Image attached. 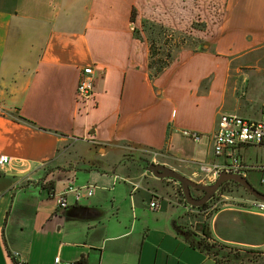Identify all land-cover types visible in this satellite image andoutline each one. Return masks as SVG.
I'll return each mask as SVG.
<instances>
[{
	"label": "crops",
	"instance_id": "0c3cea01",
	"mask_svg": "<svg viewBox=\"0 0 264 264\" xmlns=\"http://www.w3.org/2000/svg\"><path fill=\"white\" fill-rule=\"evenodd\" d=\"M146 25L171 36L157 75ZM263 106L264 0H0V264H203L179 230L177 182L125 162L126 149L209 185L201 165L226 160L213 151L219 117L258 120ZM240 152L247 166L264 156Z\"/></svg>",
	"mask_w": 264,
	"mask_h": 264
},
{
	"label": "rangeland",
	"instance_id": "374dc122",
	"mask_svg": "<svg viewBox=\"0 0 264 264\" xmlns=\"http://www.w3.org/2000/svg\"><path fill=\"white\" fill-rule=\"evenodd\" d=\"M144 28L146 31L150 33L152 32L149 35V38H152L150 43H156L155 49H158V56H156V59H159L161 56L159 51L172 54L173 49H170V52L167 51V40L169 39L166 30L157 27L152 28L150 25H146ZM188 47H190V45ZM175 51L177 52V49ZM189 145L192 146L191 144ZM126 150L127 153L124 155V157H126L125 162L130 163L132 166H135L136 163L138 164L139 160H143L141 162L142 170L147 169L150 164H157L151 161V155L148 151L142 152L140 153V156H137L135 155L134 150ZM263 152V150L251 148L249 149V153H247V155L250 154V161H255L257 158L256 156L260 158L263 155ZM162 157H160L161 161L163 159ZM246 160L249 162L248 159ZM258 172L259 171L249 172L247 179L255 188L264 192V188L259 184ZM242 192L243 188L230 186L226 192L215 194L213 199H210L204 205V208H187L182 187L179 183H177L175 194H177V202L181 209L176 208V210L179 211L181 218L186 220L185 224L182 223V229L189 227L187 231H189L190 235L194 234L193 236L196 237H189V250H193V247H191L190 243L195 244L197 238L201 237V227L203 225L210 224L212 228L213 239L216 245L218 247L220 246L224 253H230L231 255L228 262L231 264H264V219L242 212H221L218 214L220 210L228 208L227 206H224L225 200H223V196L236 195L237 193L241 194ZM168 193L172 194V191H169ZM192 193L196 198H201L203 196V193L200 191L193 190ZM217 214L218 217L216 218L213 228L212 220ZM210 243H213V241H210ZM196 252L202 256V259H204L203 264H222L217 263L213 257H209L205 253H200L198 249Z\"/></svg>",
	"mask_w": 264,
	"mask_h": 264
},
{
	"label": "built area",
	"instance_id": "2783aa9c",
	"mask_svg": "<svg viewBox=\"0 0 264 264\" xmlns=\"http://www.w3.org/2000/svg\"><path fill=\"white\" fill-rule=\"evenodd\" d=\"M171 38V36L168 35ZM94 82L95 73L92 67H86L82 70L77 87V101L81 108L88 109L94 103ZM184 138L193 143H200L201 134L192 130L180 131ZM261 149L264 151V106L261 111L260 119L250 120L238 115L223 114L217 121L216 131L213 137V151L217 158L224 157L226 160L222 163L202 164L201 168L204 173V181L213 184L223 172L244 175L247 171H259L260 186L264 188V156L262 160L253 166H247L243 163L241 150L244 149ZM151 161L156 162L163 155L157 151H150ZM11 159L6 156H0V167L9 164ZM135 188H138L136 186ZM70 190H72L70 188ZM76 193V200L80 201L81 194ZM94 195V188H89L88 196ZM214 197V196H213ZM213 197L211 199H213ZM55 199L60 209L67 208V202L62 194L55 195ZM224 206L227 209L235 210L245 214H251L264 219V201L260 200L245 189L241 194L223 196ZM187 203V202H186ZM151 210L159 209V202L152 200L149 204ZM193 208L187 204V208ZM14 259H19V253H13ZM20 264H25L23 261ZM54 264H71L63 262L60 257H56Z\"/></svg>",
	"mask_w": 264,
	"mask_h": 264
},
{
	"label": "water",
	"instance_id": "95a60500",
	"mask_svg": "<svg viewBox=\"0 0 264 264\" xmlns=\"http://www.w3.org/2000/svg\"><path fill=\"white\" fill-rule=\"evenodd\" d=\"M148 171L157 179H171L179 183L182 187L185 201L192 207L198 208L204 206L226 182L239 184L252 196L264 201V193L260 192L246 178L238 174L223 172L213 184L202 185L161 164H150ZM193 190L202 192L203 196L201 198L194 197L192 195Z\"/></svg>",
	"mask_w": 264,
	"mask_h": 264
},
{
	"label": "trees",
	"instance_id": "16d2710c",
	"mask_svg": "<svg viewBox=\"0 0 264 264\" xmlns=\"http://www.w3.org/2000/svg\"><path fill=\"white\" fill-rule=\"evenodd\" d=\"M150 27H152V28L157 27V28L162 29L161 27L155 26V25H150ZM155 46H156V43L151 42L150 48H151L152 62H151L150 68L153 70L154 74L157 75V74L161 73L168 66V62L171 59V54L165 53L164 51H159L161 56L159 59H156V56H158V49L156 50ZM230 186L242 188L239 184H236L234 182H226L221 186V188L218 190V192L216 194L221 193V192L222 193L226 192V190ZM53 191H54V187L52 184H50L49 185V193L52 194ZM192 195H193V193H192ZM204 207L205 206L199 207V208H204ZM179 230L184 236L190 235L189 231H186L182 228H180ZM200 232H201V237L197 238V241L195 244L190 243L191 247L200 250L201 252L205 253L209 257H213L217 263L227 264L228 261L230 260L229 257L231 255H230V253H224V251H222V248L220 246L218 247L216 245V243L213 239V235H212V231H211V225L210 224L209 225L208 224L203 225L201 227ZM210 241H213V243H210Z\"/></svg>",
	"mask_w": 264,
	"mask_h": 264
}]
</instances>
